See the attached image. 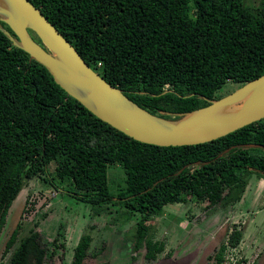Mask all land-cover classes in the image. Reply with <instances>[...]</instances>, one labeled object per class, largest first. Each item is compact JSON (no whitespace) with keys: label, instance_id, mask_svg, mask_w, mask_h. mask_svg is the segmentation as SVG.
<instances>
[{"label":"trees","instance_id":"1","mask_svg":"<svg viewBox=\"0 0 264 264\" xmlns=\"http://www.w3.org/2000/svg\"><path fill=\"white\" fill-rule=\"evenodd\" d=\"M28 1L92 70L164 119L171 117L162 112L209 106L229 82L241 87L264 75V0L257 8L247 0ZM247 145L264 146V120L197 146L137 142L96 118L0 31V237L20 193L44 175L52 190L90 205L94 215L114 204L128 218L139 215L134 253L144 245L154 259L165 245L152 240L148 223L166 206L195 201L227 209L241 202L253 175L264 179V150ZM115 166L125 174L116 195L108 177ZM65 230L60 223L49 243L36 222L18 243L17 227L3 257L13 251L9 264H65ZM242 239L233 230L216 264ZM92 242L83 235L70 264H110L107 244L93 253Z\"/></svg>","mask_w":264,"mask_h":264},{"label":"rangeland","instance_id":"2","mask_svg":"<svg viewBox=\"0 0 264 264\" xmlns=\"http://www.w3.org/2000/svg\"><path fill=\"white\" fill-rule=\"evenodd\" d=\"M261 2L247 0L252 8L259 7ZM238 88L240 85L229 82L216 97L224 98ZM108 177L112 193L116 195L117 187L124 185V171L119 166L111 167ZM45 179L44 175L32 179L14 202L0 237V264H9L13 251L5 258L3 253L14 230L17 227L21 230L19 243L36 222L49 243L59 224L65 223V264L71 263L75 247L85 234L92 236L93 253L107 244L105 258L110 264H131L133 255H136L133 264H216L215 257L221 245H227L235 229L243 233V239L236 249L227 247L224 264H264V183L256 185L264 179L256 175L251 179L246 197L227 209H211L208 203L195 201L166 206L161 216L148 223L152 228V240L165 245L164 251L154 259L149 258L144 245L134 253L133 228L139 215L128 218L118 204L110 205L100 216L94 215L95 210L90 205L76 201L62 190H52ZM61 187L67 188L65 184ZM45 214L48 217L42 219Z\"/></svg>","mask_w":264,"mask_h":264},{"label":"water","instance_id":"3","mask_svg":"<svg viewBox=\"0 0 264 264\" xmlns=\"http://www.w3.org/2000/svg\"><path fill=\"white\" fill-rule=\"evenodd\" d=\"M0 31L96 118L137 142L164 148L197 146L264 120V75L207 107L183 114L162 112L171 117L168 120L152 115L107 83L28 0H0ZM243 148L264 150L260 145Z\"/></svg>","mask_w":264,"mask_h":264},{"label":"crops","instance_id":"4","mask_svg":"<svg viewBox=\"0 0 264 264\" xmlns=\"http://www.w3.org/2000/svg\"><path fill=\"white\" fill-rule=\"evenodd\" d=\"M250 182H251V181H250ZM262 182L264 183V180H261V182H258V181H257L256 185H261ZM249 185H250V183H249ZM249 185H248V187H247V190L250 188ZM257 189H258V186H257L256 189H254V191H255L254 194H256ZM247 190H246V192H245V194H244V196H243L242 199H244V197H246Z\"/></svg>","mask_w":264,"mask_h":264}]
</instances>
